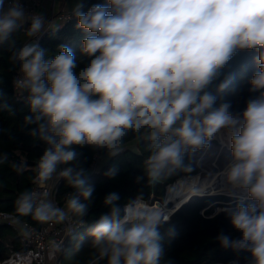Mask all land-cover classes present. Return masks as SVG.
I'll use <instances>...</instances> for the list:
<instances>
[{"label": "clouds", "instance_id": "obj_1", "mask_svg": "<svg viewBox=\"0 0 264 264\" xmlns=\"http://www.w3.org/2000/svg\"><path fill=\"white\" fill-rule=\"evenodd\" d=\"M81 8L75 10L76 27L87 35L80 51L90 59L77 72L67 45L47 58L39 44L42 13L27 14L20 0H0V45L25 23L27 36L34 38L19 48L9 43V59L19 65L13 86L29 109L26 124L35 125L30 134L46 145L36 165L37 183L64 180L73 189L68 211L84 217L95 189L87 183L78 149L116 156L128 131L143 129L151 154L137 182L154 187L185 167L186 154L224 130L230 159L222 174L243 193L225 214L240 235L221 231L214 239L224 249L250 253L251 264H264V0H106L86 12ZM245 50L257 52L249 90L259 95L242 112H234L230 102L216 106L235 78L228 74L213 90L214 81ZM8 109L0 104V110ZM6 160L0 155V163ZM118 171L113 166L105 176ZM119 201L117 192L107 194L103 204L109 211L87 229L98 253L89 264H161L166 252L160 229L171 215L142 192ZM15 203L18 215L40 223L68 218V211L39 192L25 191ZM167 234L174 238L175 229ZM81 246L78 242L75 251Z\"/></svg>", "mask_w": 264, "mask_h": 264}, {"label": "trees", "instance_id": "obj_2", "mask_svg": "<svg viewBox=\"0 0 264 264\" xmlns=\"http://www.w3.org/2000/svg\"><path fill=\"white\" fill-rule=\"evenodd\" d=\"M105 3L106 0H84L81 11L86 12L95 4ZM76 24L77 19L74 12L69 21L47 31L40 46L48 51L47 58L50 59L58 54L60 45H67L75 54L76 71L79 72L81 68L87 66L90 58L81 54V42L87 33L78 29ZM31 38L21 28L12 34L9 43L14 42L15 46L19 48ZM9 43L0 45V104L6 103L10 106L8 110H0V155H7V160L0 163V212L10 213L22 222L26 221L38 226V221H35L31 215L20 216L17 214L15 202L23 192L31 191L36 176V165L46 145L38 137L30 134V129L35 125L25 122V116L30 113L24 98L17 95L14 90L13 80L20 70L18 63L9 59L13 51ZM256 55V50L240 51L225 66L221 76L214 81L213 90L228 74H232L235 79L231 89L217 99L216 106L223 102H230L234 112H242L247 101L259 95V92H250L249 90V79L258 70L254 62ZM144 134L145 130L143 129L140 133L129 130L122 140V150L116 156H109L106 151L95 150L91 147L78 149L81 152L82 166L87 170V183L93 186L95 191L86 216L80 217L78 214L72 213L73 217L82 225L68 237L65 244L66 252L62 254V264H65L64 257L69 254V248L73 245V237L81 230L87 231L93 222L109 211L103 204V199L107 194L117 192L120 196L119 203L122 205L127 199L142 192L145 200L152 203L153 200L160 201L165 198L168 184L174 183L181 176L198 173L194 158L201 149L195 153L186 154L185 167L166 176L161 183L154 187L143 182L138 183L137 177L143 175L145 161L151 154L150 142L144 138ZM95 155H98V160L95 159ZM94 162H96V167L93 169ZM14 165L20 166V171H17ZM113 166L117 167L119 171L113 178H108L105 176V172ZM56 189V199L59 206L62 207L73 189L62 179L57 183ZM221 198L230 200L223 195L194 196L171 214L170 221L160 229L165 234L166 252L161 264H165L168 260L171 261V264H223L237 256L244 259L240 263L251 264L250 253H237L232 249H224L214 239L221 231L231 235L232 238H237L240 235L233 229L225 214V210L234 206L236 202L218 212H214L213 204L206 208L209 202H217ZM170 228L175 229L174 238L167 234ZM20 238L15 227L0 223V262L10 255V249L23 248ZM80 243L82 246L79 251H74L72 264H89L98 255L97 250L91 246V239L87 234ZM99 264H107V261L102 260Z\"/></svg>", "mask_w": 264, "mask_h": 264}, {"label": "built area", "instance_id": "obj_3", "mask_svg": "<svg viewBox=\"0 0 264 264\" xmlns=\"http://www.w3.org/2000/svg\"><path fill=\"white\" fill-rule=\"evenodd\" d=\"M24 9L32 13H39L38 8L41 0H20ZM72 15L52 14L49 20L45 21L44 33L39 37V44L44 38L47 31L54 29L57 20L69 21ZM32 39H34L32 37ZM21 73L17 74V77ZM17 95L23 97L18 89H15ZM27 94L25 93V96ZM98 160V155H95ZM93 164V169L96 167ZM31 191L39 192L42 196L46 194V198L52 201L57 207H60L56 199V189H52L50 182L46 184L37 183V174ZM61 208V207H60ZM4 219V220H2ZM6 223L15 228L21 229V250H11L10 255L0 264H62V254L66 252L65 244L70 235L82 225L72 214L68 213V218L63 222L50 221L40 223L39 227L22 222L15 219L12 214L0 212V223Z\"/></svg>", "mask_w": 264, "mask_h": 264}, {"label": "rangeland", "instance_id": "obj_4", "mask_svg": "<svg viewBox=\"0 0 264 264\" xmlns=\"http://www.w3.org/2000/svg\"><path fill=\"white\" fill-rule=\"evenodd\" d=\"M219 134L227 136L226 132L222 130ZM230 159V152L228 148V143L224 144L222 140L220 139L219 136H216L213 140L207 143V145L201 149V151L195 156L194 161L196 166L198 167V173L196 175L201 176L202 178H209L213 180L216 184H220L222 181V170L226 164V162ZM186 176V175H184ZM183 177V176H181ZM49 182H54L53 180H50ZM170 185L168 184L166 187V195L163 200H153V202L150 204H158L162 205L161 207L165 210L166 207H171L173 210L176 207V202L180 197H176L174 200L168 203V206L165 204L166 199H167V194L169 190ZM221 192L219 193H214V194H197L190 196L186 202H188L191 198L194 196L197 197H205V196H215V195H223L225 197H228L230 200H225L224 198L218 199L217 202H209L206 205V208L210 207L212 204L215 206L214 212L221 211L223 209H226L229 207V205L233 202H236V200L239 198L240 195H243V193L236 192L238 193L237 195L231 194L235 190L231 191H226V190H220ZM212 193V192H211ZM185 202V203H186ZM159 205V204H158ZM166 211V210H165ZM204 211V209H202ZM171 215V214H170ZM4 220V219H2ZM87 234L86 230H81L78 232L74 237H73V245L69 248V254L64 257V263L65 264H72L73 259H74V251H75V245L78 242H81L83 237ZM242 262V259L240 257H235L233 260H231L228 263H223V264H232L235 262V264H240L239 262ZM244 261V260H243ZM248 261V260H247ZM250 261V260H249ZM217 264H222V263H217Z\"/></svg>", "mask_w": 264, "mask_h": 264}, {"label": "bare ground", "instance_id": "obj_5", "mask_svg": "<svg viewBox=\"0 0 264 264\" xmlns=\"http://www.w3.org/2000/svg\"><path fill=\"white\" fill-rule=\"evenodd\" d=\"M217 136L220 137L222 142L224 144L228 143V136L222 135V134H217ZM220 190H226V191H231L233 188L225 182V179L222 174V181L220 184H216L215 182L207 177L202 178L201 176L198 175H186L183 177H179L176 182L172 185H170L168 194H167V201L166 205L168 206V203L174 200L176 197H180V199L177 200L176 202V207L181 205L182 203L186 202V200L190 197L193 196L194 194H214V193H219L221 192ZM212 192V193H211ZM238 191H234L231 194L237 195L236 193ZM159 204V205H158ZM156 203L154 205L162 206L160 203ZM166 212L168 215H170L173 212V209L171 207H166L165 208ZM249 262V261H247ZM240 263V262H239ZM235 264V263H234ZM242 264V263H240ZM244 264V263H243Z\"/></svg>", "mask_w": 264, "mask_h": 264}, {"label": "crops", "instance_id": "obj_6", "mask_svg": "<svg viewBox=\"0 0 264 264\" xmlns=\"http://www.w3.org/2000/svg\"><path fill=\"white\" fill-rule=\"evenodd\" d=\"M84 0H41V5L38 8V12L42 13L46 20H49V18L52 16V14H65V15H72L75 10L77 9L78 4H83ZM27 14H30L29 11L25 10ZM45 20V21H46ZM66 20H57L55 23V28L63 25L66 23ZM28 27V24L25 23L22 27L23 31H26ZM33 39H29L27 43L31 42ZM88 175V174H87ZM60 179L54 178V182H50L51 188L56 189L57 183ZM57 190V189H56ZM51 200V199H49ZM62 209H65V211H68L66 203L61 207ZM68 213L72 214V212L68 211ZM14 217V216H13ZM16 219V217H14ZM26 222V221H24ZM30 224V223H29ZM32 225V224H31ZM40 226V222H38V226ZM19 232V235H21V229L16 228ZM12 249H10L11 252ZM21 250V249H18ZM1 263V262H0Z\"/></svg>", "mask_w": 264, "mask_h": 264}, {"label": "water", "instance_id": "obj_7", "mask_svg": "<svg viewBox=\"0 0 264 264\" xmlns=\"http://www.w3.org/2000/svg\"><path fill=\"white\" fill-rule=\"evenodd\" d=\"M175 182H176V181H175ZM175 182H174V183H175ZM174 183H172V184H174ZM172 184H171V185H172ZM194 195H196V194H194ZM184 203H185V202H184ZM184 203H182V204L179 205L178 207H175V209L173 210V212H175L178 208H180ZM173 212H172V213H173ZM240 259L244 260V259L241 258V257H240Z\"/></svg>", "mask_w": 264, "mask_h": 264}]
</instances>
